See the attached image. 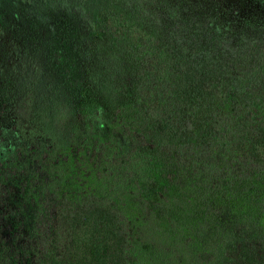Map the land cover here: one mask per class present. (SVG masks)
Returning <instances> with one entry per match:
<instances>
[{
	"label": "trees",
	"instance_id": "1",
	"mask_svg": "<svg viewBox=\"0 0 264 264\" xmlns=\"http://www.w3.org/2000/svg\"><path fill=\"white\" fill-rule=\"evenodd\" d=\"M0 264H264V0H0Z\"/></svg>",
	"mask_w": 264,
	"mask_h": 264
}]
</instances>
